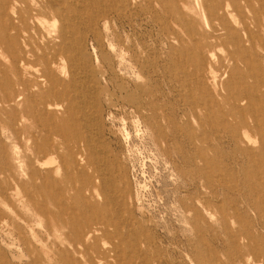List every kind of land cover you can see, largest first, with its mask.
Returning a JSON list of instances; mask_svg holds the SVG:
<instances>
[{
    "label": "rangeland",
    "instance_id": "374dc122",
    "mask_svg": "<svg viewBox=\"0 0 264 264\" xmlns=\"http://www.w3.org/2000/svg\"><path fill=\"white\" fill-rule=\"evenodd\" d=\"M230 1L221 19V11L204 18L194 0H170L173 14L158 7V22L138 0L120 17V5L106 2L97 9L112 10V22L80 30L99 93L91 129L111 159L125 220L148 242L139 249L147 260L127 248L121 264H264V0ZM34 92L7 104L0 88V264L72 260L66 171L47 155L44 167L33 162L38 176L27 173L34 140L45 146L54 135ZM48 173L62 191L43 187Z\"/></svg>",
    "mask_w": 264,
    "mask_h": 264
},
{
    "label": "bare ground",
    "instance_id": "6f19581e",
    "mask_svg": "<svg viewBox=\"0 0 264 264\" xmlns=\"http://www.w3.org/2000/svg\"><path fill=\"white\" fill-rule=\"evenodd\" d=\"M133 1L0 0V54L3 56L0 66L4 65L0 69L3 80V87L0 88L5 93L1 101L11 104L28 98L30 102L34 98V89H38L44 107L41 108L45 116L43 123H48L51 127L49 133L54 134L52 142L45 146L34 140L32 157L27 161V173L38 176L39 169L33 166V162L44 167L43 159L47 155L53 156L58 161L57 173L66 171V180L72 186L71 205L76 207L70 220H73L76 228L72 232L69 230V235L74 237L69 243L73 254L68 255L72 262L65 255L67 260L64 264H83L86 260L85 264H93L89 257L87 259L89 250L97 253L104 264H111L110 260L112 264H121L127 248L134 251L135 257L141 261L148 257L139 251L142 243L146 245L148 242L141 231L135 229L134 224L130 225L125 220V200L118 190L111 159L91 129L98 120L93 111L99 93L90 81L91 67L86 65L80 50L85 37L83 39L78 36L82 27L99 25L101 19L112 22L109 19L112 10L103 13L97 9L104 3L120 5V10L117 5L113 10L120 17V11L132 7ZM165 1L138 0L135 5L142 14L148 12L158 22V7L166 15L173 14L168 4L170 0ZM194 1L202 10L204 18L208 13L217 17L221 11L223 15L218 18L224 19L227 11L235 4L230 0L226 1V6L223 0ZM206 2L212 5V10ZM234 8L238 10L236 6ZM224 30L231 32L226 25ZM94 37L101 45L100 34L94 32ZM236 39L239 44L240 40ZM10 72L15 75L16 81H11ZM82 125L86 126L87 132H82ZM258 130L261 131V128ZM245 137L248 136L245 134ZM49 174L46 175L43 187L47 189L52 185L62 191L63 181H53ZM94 198L102 200L101 203H94ZM79 204L88 212H78ZM60 221L63 222V218ZM64 223L66 226L69 224L66 221ZM48 229L51 230L50 225ZM59 229H62L60 225ZM125 230L127 235H124ZM115 237H118L117 242ZM108 245L110 248L106 247Z\"/></svg>",
    "mask_w": 264,
    "mask_h": 264
}]
</instances>
